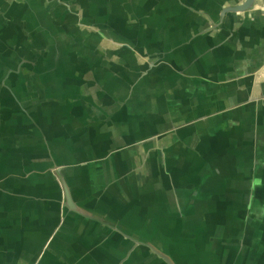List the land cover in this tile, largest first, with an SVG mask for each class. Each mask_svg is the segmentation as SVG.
<instances>
[{
  "label": "water",
  "instance_id": "95a60500",
  "mask_svg": "<svg viewBox=\"0 0 264 264\" xmlns=\"http://www.w3.org/2000/svg\"><path fill=\"white\" fill-rule=\"evenodd\" d=\"M169 1L0 0V223L12 224L0 225V264H264V95L198 117L183 104L165 124L141 110L128 126L132 108L151 102L149 77L129 65L166 22ZM203 2L204 31L264 15V0ZM100 54L118 56L121 74ZM102 112L119 132L94 126ZM11 192L54 203L44 238L19 245L28 233Z\"/></svg>",
  "mask_w": 264,
  "mask_h": 264
},
{
  "label": "crops",
  "instance_id": "0c3cea01",
  "mask_svg": "<svg viewBox=\"0 0 264 264\" xmlns=\"http://www.w3.org/2000/svg\"><path fill=\"white\" fill-rule=\"evenodd\" d=\"M169 3L170 13L167 16L173 20L172 24L168 25V17L164 24L159 23L154 29V37L151 33L149 43L141 46L143 54L138 53L135 61L129 65L131 66L129 71L133 74H145L149 77L151 84L147 88L144 87L143 93L150 95L151 102L146 106L139 105L132 108L128 126H138L141 123V110H148L146 115L148 118H154V124H165L164 118L169 119L172 110L182 109L183 104L189 110L197 111L192 116L198 117L205 113L228 110L230 106L251 100L253 96L264 95V15L255 12L241 14L238 22L233 17H228L220 27L204 31V28H201L206 20L203 0H170ZM161 8L162 6L157 11ZM119 46L120 44L116 42H108L106 45L112 49H117ZM98 47L101 49L103 44L98 43ZM98 58L102 65L107 63L112 68L116 67L118 75L121 74L120 65L114 62L118 60V56L109 58L108 55L105 57L100 54ZM121 60L123 59H120V63L124 66ZM92 61L100 62L95 59ZM115 90L117 94L124 93L119 85ZM139 93L142 91L140 90ZM97 105L102 111L107 107L102 102ZM117 106L119 105L116 104ZM84 108V114L90 120V115L87 113L89 106ZM168 110L171 112H167ZM125 114L124 111L122 114L118 112L117 120H125ZM107 116L104 112L100 113L98 118L93 119L94 126L108 133L119 132L120 129H106L117 123L113 121L116 120L114 115L112 118ZM217 117L213 116V124H221V119ZM88 125L89 123L80 121L75 124L77 132L88 130L90 127ZM76 133L74 136L77 135ZM96 134L98 136L99 132ZM80 135L81 133L77 136ZM91 136L88 135L86 138L91 139ZM101 136L107 138L106 134ZM7 185L12 188V192L16 190L23 193L21 190L23 185H20L19 190L15 189L17 185L14 183ZM41 190L42 184H37V193H41ZM12 192L6 199L10 201L14 213L21 215L19 219L21 222L17 226L26 229L28 233L22 235L26 240L20 241L19 245H27L35 237L44 238L47 233L46 225H53L54 203L45 199H42L44 201L26 200L24 197L18 200L14 198ZM23 204H26L25 211L22 210ZM192 209L187 205L188 211ZM193 220L196 221L195 218ZM2 223L5 232L9 231L11 222L5 219ZM173 223L169 221L171 230ZM193 226L194 224L188 219L182 223V228L186 231ZM185 237V240H190L193 244L198 238L195 234H191L190 237L185 234ZM174 250L175 248L171 252ZM177 255L181 256L180 251H177ZM27 262L28 259L23 258L20 264Z\"/></svg>",
  "mask_w": 264,
  "mask_h": 264
},
{
  "label": "bare ground",
  "instance_id": "6f19581e",
  "mask_svg": "<svg viewBox=\"0 0 264 264\" xmlns=\"http://www.w3.org/2000/svg\"><path fill=\"white\" fill-rule=\"evenodd\" d=\"M214 263V262H213Z\"/></svg>",
  "mask_w": 264,
  "mask_h": 264
}]
</instances>
